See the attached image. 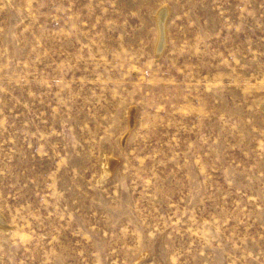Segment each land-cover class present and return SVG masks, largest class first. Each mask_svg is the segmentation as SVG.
<instances>
[{
	"label": "rangeland",
	"instance_id": "obj_1",
	"mask_svg": "<svg viewBox=\"0 0 264 264\" xmlns=\"http://www.w3.org/2000/svg\"><path fill=\"white\" fill-rule=\"evenodd\" d=\"M0 264H264V0H0Z\"/></svg>",
	"mask_w": 264,
	"mask_h": 264
},
{
	"label": "bare ground",
	"instance_id": "obj_2",
	"mask_svg": "<svg viewBox=\"0 0 264 264\" xmlns=\"http://www.w3.org/2000/svg\"><path fill=\"white\" fill-rule=\"evenodd\" d=\"M161 25V28L160 30L162 29V32L164 31V28H163V23L160 24Z\"/></svg>",
	"mask_w": 264,
	"mask_h": 264
}]
</instances>
